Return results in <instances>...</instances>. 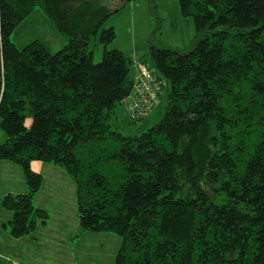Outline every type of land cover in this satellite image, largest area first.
Instances as JSON below:
<instances>
[{
	"label": "trees",
	"instance_id": "1",
	"mask_svg": "<svg viewBox=\"0 0 264 264\" xmlns=\"http://www.w3.org/2000/svg\"><path fill=\"white\" fill-rule=\"evenodd\" d=\"M106 1L0 0V162L27 185L1 198L5 227L20 239L48 224L34 205L39 161L75 184L77 238L121 240L114 264H264V0H178L193 46L150 45L151 64L107 49ZM36 9L66 40L60 51L11 39ZM139 63L166 82L153 122L125 111Z\"/></svg>",
	"mask_w": 264,
	"mask_h": 264
},
{
	"label": "rangeland",
	"instance_id": "2",
	"mask_svg": "<svg viewBox=\"0 0 264 264\" xmlns=\"http://www.w3.org/2000/svg\"><path fill=\"white\" fill-rule=\"evenodd\" d=\"M132 1L121 0L117 2V0H108L105 2L114 11L105 27H114L116 31V39L107 46L108 50L116 49L123 52L128 58L133 59V61L137 59L151 64L149 59L150 45H161L181 51H188L192 48L196 35L194 22L191 17L182 16L178 0H135V2H138L137 7L124 8L123 3L130 4ZM150 3L153 7V14L148 13L144 7V4H146L149 8ZM119 7H122V9L117 11ZM11 39L20 49L33 41L39 40L52 53L60 51L66 45V40L57 33L53 24L40 9H36L31 17L16 29ZM93 44L94 62L99 63L102 61L105 47L99 40ZM132 75H135L133 65ZM159 115L160 111L151 115V121L153 122ZM31 122L32 118L28 115L26 125L30 126ZM1 134H3L2 131ZM5 140L6 136L1 141ZM42 188L43 190L37 196V199H34V205L36 204L37 208H40L39 206L46 207L44 210L52 217L51 226H58L61 220L60 216L65 215L66 210L70 207L74 209L75 215L72 210L67 213L70 220L68 221L71 223H73L71 220L78 221L76 188L70 178H68L67 184L54 182L53 177L46 173ZM64 188L67 189L65 195L62 193ZM69 194H71L70 199ZM213 199L217 203H221L219 198L214 197ZM61 206L63 211H60ZM104 235L109 237L102 242L92 241L87 237V239L84 238L80 243L74 245L73 251L77 257L75 264H114L121 240L113 234L107 233ZM110 252L111 254H109ZM57 264L60 263L57 262ZM72 264H74V260Z\"/></svg>",
	"mask_w": 264,
	"mask_h": 264
},
{
	"label": "crops",
	"instance_id": "3",
	"mask_svg": "<svg viewBox=\"0 0 264 264\" xmlns=\"http://www.w3.org/2000/svg\"><path fill=\"white\" fill-rule=\"evenodd\" d=\"M121 1V0H117ZM134 1V2H133ZM132 3H126L124 8L137 7V3L133 0ZM146 3V2H144ZM145 10L150 12V7L144 4ZM122 9V7H121ZM102 56V54H101ZM100 56V57H101ZM0 129V145L5 141H1L5 134H1ZM32 169L40 173L46 178V173L53 177L54 182L68 183L67 173L62 168L52 164L35 161L32 163ZM71 179V178H70ZM43 183V184H44ZM43 187V186H42ZM76 188V187H75ZM43 188L41 189V191ZM27 191L26 180L22 168L9 161L0 162V264H72L77 259L73 246L80 243L84 238H90L92 241H104L109 236L100 234L86 233L80 237H76L79 232V221L71 220L67 217V213L73 211V208H68L66 214L60 216L58 226H51L52 217L46 226H40L33 236H27L20 239L13 238L9 233V228L5 227L12 219V213L4 210L1 206V198L9 193H25ZM41 191L36 195L41 193ZM67 189H62L65 195ZM71 194H69V199ZM34 200V201H35ZM54 201V200H53ZM36 205V204H35ZM77 205V203H76ZM42 209L46 207L39 206ZM62 210V206L60 207ZM78 219V217H77ZM69 220V221H68ZM78 241V242H77ZM111 254V252L109 253Z\"/></svg>",
	"mask_w": 264,
	"mask_h": 264
},
{
	"label": "built area",
	"instance_id": "4",
	"mask_svg": "<svg viewBox=\"0 0 264 264\" xmlns=\"http://www.w3.org/2000/svg\"><path fill=\"white\" fill-rule=\"evenodd\" d=\"M135 85L133 94L125 100V111L134 121L144 120L158 108L159 94H162L166 82L156 80L153 71L145 63L135 65Z\"/></svg>",
	"mask_w": 264,
	"mask_h": 264
}]
</instances>
